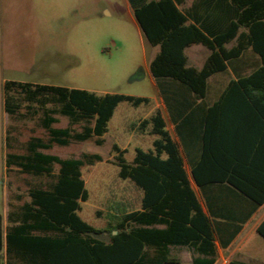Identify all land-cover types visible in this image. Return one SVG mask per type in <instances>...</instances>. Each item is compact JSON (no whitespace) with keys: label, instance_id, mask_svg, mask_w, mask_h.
<instances>
[{"label":"trees","instance_id":"1","mask_svg":"<svg viewBox=\"0 0 264 264\" xmlns=\"http://www.w3.org/2000/svg\"><path fill=\"white\" fill-rule=\"evenodd\" d=\"M136 1L130 0L139 26L150 44L160 48L150 69L159 82L170 119L177 122L179 115L174 111L175 99L171 101L176 95L167 93V89H185L191 96L186 102L191 106L203 102L209 79L226 72L229 65L251 50L258 56L259 66L251 75L230 81L225 93L226 97L236 93L239 127L255 115L264 120V0H196L185 11L179 9L184 0ZM192 45H202L210 53L201 69L188 66L185 50ZM4 93L10 118L33 117L41 112V127L49 135L47 141H29L26 155L9 153L8 170L33 169L36 172L30 175L51 177L53 182L47 188L31 189L30 202L9 213L7 228L0 215V264H181L170 256L171 247L190 248L195 254L193 264H215L217 234L224 247L235 234L225 238L228 233L223 230L228 223L220 219L231 220L234 215L241 225L245 224L264 204V184L255 181L249 160L254 149L243 131L237 135L241 160L234 168L225 165L220 173L219 99L204 120L199 134L201 156L192 167V178L205 196L207 212L184 169L181 144L172 139L158 110L140 125L143 131L152 126L150 134L157 137L153 149H137L129 164L125 151L114 146L120 178L133 181L144 192L141 210L122 215L107 229H96L79 216L81 204L89 199L81 169L86 163L102 161L101 157L61 159L38 150L68 146L71 141L86 142L92 137L100 138L97 144L101 145L121 103L139 107L149 105L151 100L16 81H7ZM56 115L67 117L72 125L83 123L82 130L54 128L59 123ZM182 126L183 122L178 135L187 148ZM55 165L59 166L57 175L52 174ZM220 184L230 186L239 195V206L220 207L217 191L211 188ZM258 234L264 238V221ZM229 264L252 263L232 260Z\"/></svg>","mask_w":264,"mask_h":264},{"label":"rangeland","instance_id":"2","mask_svg":"<svg viewBox=\"0 0 264 264\" xmlns=\"http://www.w3.org/2000/svg\"><path fill=\"white\" fill-rule=\"evenodd\" d=\"M190 1V0H189ZM200 50L201 61L190 58ZM159 47H154L139 26L126 0H0V215L4 227L8 215L30 202L31 189L53 182L47 176L7 168L9 153L26 155L27 143L34 137L49 139L37 117L12 119L3 117V83L16 81L70 89L86 90L99 95L121 94L149 98V105L121 103L100 139L71 141L68 146L54 145L49 151L63 159L99 156L82 167V177L89 193L79 216L96 229H107L122 215L141 210L144 192L131 180L120 178L117 145L132 164L137 149L149 151L157 137L140 128L143 120L161 110L170 126L160 99L158 81L150 64ZM209 51L202 45L188 50V66L200 67ZM220 87V75L211 80V91ZM52 107V106H50ZM22 113H27L26 109ZM53 127L80 132L83 123L72 125L67 117L56 115ZM192 181L191 174H189ZM193 187L201 201L200 191ZM202 202V201H201ZM108 240L107 237H102ZM224 259L246 260L232 254ZM171 257L181 264H192L195 254L188 248H171Z\"/></svg>","mask_w":264,"mask_h":264},{"label":"crops","instance_id":"3","mask_svg":"<svg viewBox=\"0 0 264 264\" xmlns=\"http://www.w3.org/2000/svg\"><path fill=\"white\" fill-rule=\"evenodd\" d=\"M126 1L130 9L134 12L130 0H126ZM195 1L196 0H190V1L184 0V4L179 6V9L181 11H185V9L190 8ZM136 2L139 3L140 0ZM195 46L197 45H192L185 50L186 56L188 50H191ZM159 51L155 54V56L159 53ZM201 53L202 51L195 49L191 52L190 58L194 59L196 62H199V60L201 61ZM209 54L205 57L203 56V60L201 62L200 67H194V66H190V67L201 69ZM187 58L189 63L190 58L188 56ZM259 64L260 63L258 56L253 54L251 50L248 51L240 59L234 61L231 65H229L228 70L226 72L212 76L208 81V94L206 99L203 102L193 103L192 106L190 105L191 103L186 102V100L190 99L191 96L186 95L185 89L179 86H175L172 89H167L166 90L167 93H172L176 95L171 98V101L172 99H175L174 111L176 115H179V119L177 122L170 119L167 108V102L162 97L161 91L159 89L161 95L160 99L165 107L170 126H168V122L165 116L163 115L162 111L161 110L159 111L161 112L165 120L166 129L169 132L170 136L175 142L181 144L180 151L184 161V169L188 175L191 174V177H192V167L201 156V144H200L199 134L203 132L204 120L206 118V115L208 114L209 108L213 106V104H215L220 99V156H219L220 173L223 172V168L225 167V165H229L230 167L234 168L235 165H238V162L236 161L241 160L242 156L240 152H238L237 150L240 146V142L237 135L241 134V132L243 131V134H245L246 137L245 139L248 142L250 141L249 143H251V146L254 149V152L249 155V160L254 166V170H253L255 175L254 179L257 183L264 184V120L260 119L255 115L254 117L249 118V121L244 122L243 125L242 123H240L241 126L239 127L238 124L239 101H237V96H234L236 93L233 96L231 95L229 97L228 96L226 97V93H225L230 81L251 75L257 69ZM218 75H220V87H217L215 91H211L210 88L211 80ZM6 82L7 81L3 83V101H2V109L4 114L3 117L5 119L8 118L9 121H11L12 119H18V118L16 117L10 118L6 112L5 93H4V85ZM34 115L35 116H33V118L37 117L41 126L42 113L38 112ZM182 122H183V126L181 129L183 134L186 136L187 142L189 143L187 148H184V146H182L180 136L178 135V127H180ZM240 128L243 129L241 130ZM194 134H196V137L191 138V136ZM34 138H38V137H34ZM32 139H30L29 141H31ZM191 143H195V145L191 146ZM27 148H29L28 143H27ZM47 151L49 150H38V153H41L43 155L59 157L55 154H50ZM234 151H236L237 153ZM13 168L17 169L19 172H23L26 174L36 172L33 169L28 171L18 167H12L9 170H12ZM58 173H59V166L55 165L52 168V174L57 175ZM193 182L194 180L192 178L191 187L195 191L193 187ZM48 186L49 184L43 188H47ZM196 187L198 188L197 185ZM211 188L216 189L217 191V195H216L217 203L220 205V207L231 205L234 208L235 205L236 206L240 205L239 195H235L230 186L220 184L215 187L213 186ZM198 190L200 191L199 188ZM200 197L202 202L200 201L199 197L198 199L202 207L204 208V211L207 212L205 196L204 194L201 193V191H200ZM220 221L228 223L227 226H224L225 229L223 230V233H228V235L225 238L227 239L229 238L230 235L229 233H235V234L232 236L230 242L226 247L222 246L221 244L220 233L217 234V240H216L217 259L215 264H229L232 260H238V259H231V260L224 259L225 258L224 255L228 254L231 248H233L232 254L248 259V261L241 259L239 261L252 263V264H264V238H262L258 234V228L264 221V204L256 210V212L251 216V218L245 224L241 225L239 223V217L235 218L234 215L233 217H231V220L220 219ZM171 248H170V255H171ZM176 248H188V247H176ZM188 249L191 250L190 248Z\"/></svg>","mask_w":264,"mask_h":264}]
</instances>
